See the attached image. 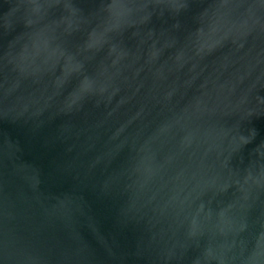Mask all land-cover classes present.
Returning a JSON list of instances; mask_svg holds the SVG:
<instances>
[{
	"label": "water",
	"instance_id": "95a60500",
	"mask_svg": "<svg viewBox=\"0 0 264 264\" xmlns=\"http://www.w3.org/2000/svg\"><path fill=\"white\" fill-rule=\"evenodd\" d=\"M0 264H264V0H0Z\"/></svg>",
	"mask_w": 264,
	"mask_h": 264
}]
</instances>
